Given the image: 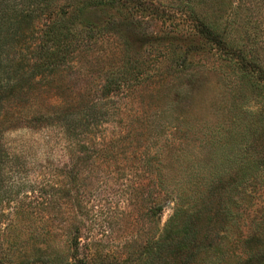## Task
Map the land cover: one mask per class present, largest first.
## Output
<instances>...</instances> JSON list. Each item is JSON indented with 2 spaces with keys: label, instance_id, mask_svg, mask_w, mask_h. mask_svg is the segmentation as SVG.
Instances as JSON below:
<instances>
[{
  "label": "trees",
  "instance_id": "obj_1",
  "mask_svg": "<svg viewBox=\"0 0 264 264\" xmlns=\"http://www.w3.org/2000/svg\"><path fill=\"white\" fill-rule=\"evenodd\" d=\"M127 1L0 0V264H159L172 252L183 253L196 247L202 238L199 228L202 214L197 204L203 202L200 199L203 191L191 194L190 185L169 182L168 173L152 164V159H158V150L150 148L139 152V157L132 156L131 160L138 161L137 166L120 165L123 163L118 155L122 148L118 146L126 137L124 133H115L111 138L95 133L114 123L116 107L127 106L121 100L133 96L155 78L174 79L183 69H179L181 63L153 73L141 68L144 63L122 49L101 69L95 88L72 93L66 86V79L78 71L75 65L80 55L109 34L110 24L118 22L111 10L116 8L122 13ZM235 2V8L240 10L237 21L249 23L257 18L264 23V0ZM100 17L102 22L105 18L103 25ZM230 23L225 19L220 34L199 21L198 33L215 44L224 59L234 63L251 81L249 86L259 99L257 102L261 100L254 105L253 112L259 131L264 129V54L253 50L264 42L256 33L246 34L245 44L235 42L230 39ZM17 129L59 133H41L45 136L46 153L40 159L33 146L27 148L17 142L9 146V136L13 134L10 132ZM157 135L151 137L158 142L160 134ZM225 138L228 139L224 135ZM222 139L215 136V145L206 142L209 155L223 151L226 162L215 170L219 179L213 181L208 195L225 196L240 189L243 196L255 182L264 188V154H258L255 165L248 167L247 150L234 145L230 155L224 151L227 143ZM30 166L44 170L42 175L31 180V175L26 174ZM132 168L142 178L129 187V192L134 190L140 198L142 218L148 221L158 217L169 202L174 205L173 213L159 229L158 237L145 239L138 246L140 251L130 250L125 257L111 259L97 248L95 241V199L89 201L78 196L79 186L90 191L94 187L89 181L96 179L95 184L100 181L102 185L100 178L104 181L106 176L127 178ZM229 175L233 177L223 180ZM85 180H89L87 184ZM190 184L197 188L194 181ZM59 193H65L69 199V212L50 215L49 210L61 207ZM197 199L200 200L196 203ZM219 214L232 218L227 205ZM257 236L250 233L244 244L251 245ZM62 240L67 241L70 250L67 255L59 249ZM244 254L237 264H263L252 249L246 248Z\"/></svg>",
  "mask_w": 264,
  "mask_h": 264
},
{
  "label": "rangeland",
  "instance_id": "obj_2",
  "mask_svg": "<svg viewBox=\"0 0 264 264\" xmlns=\"http://www.w3.org/2000/svg\"><path fill=\"white\" fill-rule=\"evenodd\" d=\"M235 4V0H128L122 13L116 8L111 10L118 22L110 24L109 34L80 55L75 65L78 71L66 79V86L72 93L95 88L100 81L101 69L107 67L110 58L119 51L123 52L122 49L144 63L141 68L153 73L167 71L170 65L181 63L179 69H183L174 79L155 78L133 96L121 100L123 104L127 102V106L119 109L115 106L114 123L95 132L109 138L115 133H124L126 137L118 146L122 148L118 155L123 163L120 165L137 166L138 161L131 160L132 156L139 157V152L150 148L158 150V159L151 158L152 164L168 173L169 182L190 185L191 194L203 191L200 194L203 202L200 201V206L197 204L202 214L199 243L183 253L172 252L159 264H237L238 259L244 257L246 248L256 252L264 264V188L261 183L255 182L243 196L240 189H233L225 196H211L207 191L213 181L218 182L215 170L226 164L223 151L210 156L206 149V142L216 144L215 136L220 135L221 141L227 143L224 151L230 155L235 150L234 145H242L248 152V167L255 165L258 154H264V129L258 131L253 114L254 105L261 100L257 102L259 99L249 86L251 81L234 63L224 59L215 44L198 33L201 21L221 34L227 19L231 22L230 39L245 44L246 34L256 33L264 42V23L257 18L249 23L237 21L240 10ZM134 17L138 19L133 21ZM90 18L96 20L93 15ZM99 19L103 25L105 18L104 22L103 17ZM253 51L264 54V44L256 45ZM10 133L13 134L9 136V146L13 147L16 142L27 148L33 146L38 158L43 159L46 145L41 133L59 132L17 129ZM156 134H160L158 142L151 137ZM204 147L205 151L202 150ZM43 171L30 166L26 174L31 175L32 180ZM129 173L131 176L127 178L118 175L106 176L104 181L100 178L102 185L100 181L95 184L96 179L83 181L85 184L92 182L91 192L79 186L78 196L89 201L95 199V241L97 248L111 259L125 257L130 250L140 251L138 246L145 239L158 237L159 229L173 213L174 205L169 202L158 217L148 221L143 219L140 198L134 190L129 192V187L142 180L141 174L135 168ZM231 177L223 180L228 181ZM193 181L197 188L190 184ZM58 195L61 207L49 210L50 215L69 212L70 201L66 194ZM224 205L228 206L231 219L220 216ZM254 232L258 235L254 243L244 244L243 241ZM59 249L64 255L70 253L65 240Z\"/></svg>",
  "mask_w": 264,
  "mask_h": 264
}]
</instances>
